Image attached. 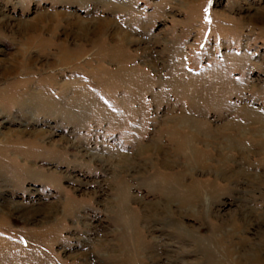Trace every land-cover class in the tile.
<instances>
[{
  "label": "rangeland",
  "instance_id": "obj_1",
  "mask_svg": "<svg viewBox=\"0 0 264 264\" xmlns=\"http://www.w3.org/2000/svg\"><path fill=\"white\" fill-rule=\"evenodd\" d=\"M257 122L264 0H0V264H264Z\"/></svg>",
  "mask_w": 264,
  "mask_h": 264
},
{
  "label": "bare ground",
  "instance_id": "obj_2",
  "mask_svg": "<svg viewBox=\"0 0 264 264\" xmlns=\"http://www.w3.org/2000/svg\"><path fill=\"white\" fill-rule=\"evenodd\" d=\"M60 52L62 53V51H60ZM256 118H257V119H256ZM261 118H262V117H261ZM254 119H255V120H258V119H260V116H259V115H256V116H254ZM255 122H256V121H255ZM257 123L261 124L260 127H259V126L257 127V131H262V130L264 131V128H263L264 125H263L262 123H260V122H257ZM262 125H263V126H262ZM181 144H182V143H181ZM234 144H235V143H234ZM261 144L264 146V143H261ZM217 164H218V163H217ZM206 165H207V164H206ZM182 198H184V197H182ZM180 203H185V202H184V200H182V202L180 201ZM184 205H185V204H184Z\"/></svg>",
  "mask_w": 264,
  "mask_h": 264
}]
</instances>
